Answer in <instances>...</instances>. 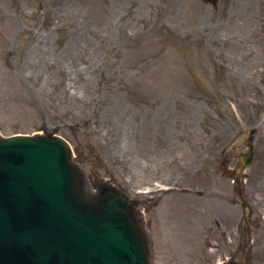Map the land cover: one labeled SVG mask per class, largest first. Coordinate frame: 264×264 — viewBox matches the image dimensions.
I'll list each match as a JSON object with an SVG mask.
<instances>
[{"label": "rangeland", "instance_id": "rangeland-1", "mask_svg": "<svg viewBox=\"0 0 264 264\" xmlns=\"http://www.w3.org/2000/svg\"><path fill=\"white\" fill-rule=\"evenodd\" d=\"M0 132L65 138L87 193L138 203L151 264L156 220L179 264H264V0H0Z\"/></svg>", "mask_w": 264, "mask_h": 264}, {"label": "water", "instance_id": "water-1", "mask_svg": "<svg viewBox=\"0 0 264 264\" xmlns=\"http://www.w3.org/2000/svg\"><path fill=\"white\" fill-rule=\"evenodd\" d=\"M252 159L250 145L236 179ZM138 222L114 189L87 195L62 139L0 137V264H150Z\"/></svg>", "mask_w": 264, "mask_h": 264}, {"label": "bare ground", "instance_id": "bare-ground-1", "mask_svg": "<svg viewBox=\"0 0 264 264\" xmlns=\"http://www.w3.org/2000/svg\"><path fill=\"white\" fill-rule=\"evenodd\" d=\"M89 39H87L88 41ZM89 56V55H88ZM67 74V73H66ZM68 79V74H67ZM151 124L148 123L147 129L148 131L151 129ZM132 126H127L128 130H131ZM157 224L154 226V230L152 233L153 240L155 241L156 245L160 247V250L163 253L160 254V258H158V261H160L161 264H167L165 260H168L170 264H179V257L181 254L180 245L181 241L179 238V235H176L175 228L172 227V225H167V221H161L156 220ZM177 229V228H176ZM166 257V258H165Z\"/></svg>", "mask_w": 264, "mask_h": 264}]
</instances>
